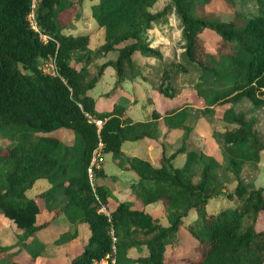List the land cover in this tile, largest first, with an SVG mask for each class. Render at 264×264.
<instances>
[{"label":"trees","instance_id":"obj_1","mask_svg":"<svg viewBox=\"0 0 264 264\" xmlns=\"http://www.w3.org/2000/svg\"><path fill=\"white\" fill-rule=\"evenodd\" d=\"M85 1L0 0V133L13 142L0 146V210L22 231L16 245L37 239L43 227L63 214L72 225L85 222L89 230L83 249L68 264H93L107 257V264H171V255L183 246L179 228L195 210L197 218L187 229L194 238L192 252L176 256L182 264H264V187L248 189L239 175L244 162L259 159L264 143L252 122L232 106L244 98L264 105V9L247 16L235 10V17L224 20L206 8L212 0H169L157 11L151 7L158 0H90V16L103 28L104 41L85 49L92 31H71ZM169 12L178 17L182 57L143 72L135 66L139 57L162 56L151 46L148 30ZM205 29L218 35L215 52L207 50L200 35ZM113 50L115 59L97 62ZM48 59L52 71L43 67ZM108 68L113 69L114 83L103 98L111 102L99 107L91 92ZM136 73L169 100L195 89L203 112L213 114L219 105L225 107L222 117L234 126L215 136L237 179L235 188L225 193L231 205L207 208L223 188L213 156L198 155L203 166L195 181L187 175L186 164L173 163V157L185 152L182 146L169 155L163 149L157 164L123 151L126 141L155 140L161 124L165 138L174 129L188 132L190 109L196 104V98L188 97L164 109L153 105L149 117L134 119L127 103L118 98ZM177 74L196 80L180 85ZM63 128L73 131L72 142L55 134ZM95 150L134 172L137 181L132 187L139 203L123 199L109 215L99 210L100 202L108 205L112 192L104 183L91 184L87 168ZM101 176L107 175L99 160L93 177ZM39 179L50 186L27 197L25 192ZM155 201H161L167 224L145 209ZM42 207L53 215L39 222L36 214ZM76 229L65 231L56 242L75 237ZM131 248L138 252L129 253ZM15 250L1 248L0 260L30 264L17 258L20 251ZM40 252H33L31 259Z\"/></svg>","mask_w":264,"mask_h":264},{"label":"rangeland","instance_id":"obj_2","mask_svg":"<svg viewBox=\"0 0 264 264\" xmlns=\"http://www.w3.org/2000/svg\"><path fill=\"white\" fill-rule=\"evenodd\" d=\"M169 0H158L152 7V11H157L164 7ZM206 8L211 11H216L221 19H229L235 17V10L242 13L243 16L260 11V8L264 9V0L260 4L258 0H233L227 2L226 0H212L206 5ZM90 0H86L83 5L82 17L75 22L74 29L72 32H77L81 29H94L96 26L95 21L90 20ZM78 22V23H77ZM78 24V25H77ZM77 25V26H76ZM205 39V46L210 52H215L216 42L218 35L211 29H205L200 34ZM147 36L150 39L151 46H156L160 49L162 56L160 58L154 57H139V63L135 66L141 68L143 72L148 71V66L151 68H161L165 63L168 64L173 60H180L182 57V51L184 49V43L181 40V30L178 26V17L175 12H169L163 15L160 19L152 23V27L148 30ZM104 41V31L102 28L97 31H92L90 40L85 49H93ZM117 51L113 50L107 53L106 56L99 58L97 62H102L108 59H115ZM52 59H48V62L43 64V67L47 71H52ZM135 78L129 79L124 83L123 88L120 90V95L126 103L132 116L135 119H144L150 116V110L154 106L164 109L169 103L174 100H183L184 98L190 97V99L196 98V104L190 109V130L186 132L183 129H174L169 132L167 137H164L165 128L161 124L156 130L155 140L141 139L137 141L124 142L122 149L124 152L130 154V156L144 157L151 161L153 164H157V157L163 151L167 155L174 152L179 147H184L185 152L179 153L173 157V163L175 166H182L186 164V173L191 176L195 181L199 178V171L203 166V162L200 161L198 156L200 153L205 156H213L218 162L216 172L219 180L223 184L222 193L217 197H213L207 204V208L211 210H218L222 206L231 205V200L226 196V192L232 191L237 183L236 176L232 173L229 168V158L227 153L223 150V145L217 140L215 133L223 132L227 128H232L234 124L227 122L223 119L224 106L219 105L213 114L203 112L202 98L196 96L195 89H189L183 92L177 99L169 100L165 96H162L152 90L150 84L140 77L136 73ZM196 80V76L189 77L188 75L177 74L176 81L180 85L187 86ZM114 77L113 69L108 68L106 73L102 76L100 82L94 87L93 94L97 98L99 107H108L110 99H104V94L113 87ZM192 88V87H191ZM149 98L154 100L149 101ZM113 98H117V95H113ZM231 104H228V106ZM234 109L238 112H242L245 118L252 122V130L259 141L264 143V105L255 106L252 102L244 98L239 102L232 104ZM56 135L62 137L64 141L72 142L74 139V133L72 130L63 128L62 130L55 132ZM36 136V135H35ZM34 137V136H33ZM13 142L6 139L0 133V146H8ZM225 144V143H224ZM96 162L99 160L105 164L109 175L106 177H98L93 179V184L104 183L109 186L113 191H117V194L124 200H128L130 203L140 202L136 200L134 188L132 184L136 183L137 176L134 172L126 170L129 175H123L118 177L113 174V171L109 168L110 165L115 166L116 162L110 154H101L97 151ZM191 154L188 156V154ZM188 161V164H187ZM114 168V167H113ZM106 174V173H105ZM242 181L248 186V189L264 187V147L260 151V157L258 160L246 161L242 164V168L239 172ZM134 176V177H132ZM121 178V180H120ZM48 183L46 179L37 180L33 187L28 189L25 194L27 197L37 196L39 193L47 189L44 185ZM50 185V183H49ZM48 185V186H49ZM109 195L108 205L106 210L109 212L111 207H114L117 203V199L113 196V191ZM59 197V196H58ZM129 197H132L130 199ZM60 198H58L59 200ZM137 206L140 207L139 204ZM43 208V207H42ZM145 209L149 211L154 217H157L162 224H167V218L161 201H155L145 206ZM50 212V213H49ZM41 214V215H40ZM45 215H53V211L42 209L41 212L36 214V221H42ZM43 215V216H42ZM42 216V217H41ZM39 218V219H38ZM51 218V217H50ZM63 218V217H62ZM65 218V217H64ZM197 218V212L191 210L187 216L184 217L182 226L179 228V234L181 242L183 244L179 251L174 252L169 262L171 264H182V260L176 259V256H183L192 252V243L194 238L188 232V226L190 223ZM67 219V218H66ZM65 221V226L76 227V236L70 239H63L60 242H56L61 235L69 232L65 227L58 229L57 231L51 230L58 228V221H53L49 226L43 227L36 235L37 239L33 238L31 242L25 243L23 247L17 244V241L22 235V231L16 227V223L0 210V249L14 247L16 257L19 259H27L30 264H68L71 257L79 253L87 242L89 231L87 225L83 221H78L74 225L71 222ZM52 233L57 235V238L52 241ZM74 239V240H73ZM59 243V245H56ZM62 243V244H61ZM23 248V249H21ZM21 249V250H20ZM41 251L35 258L31 259V254L35 251ZM131 254H136L138 250L131 248L128 250ZM108 258V257H107ZM104 258L102 261L94 260L93 264H107L108 259ZM97 261V263H96ZM0 264H11L7 259H1ZM120 264H139V263H127L122 262Z\"/></svg>","mask_w":264,"mask_h":264},{"label":"crops","instance_id":"obj_3","mask_svg":"<svg viewBox=\"0 0 264 264\" xmlns=\"http://www.w3.org/2000/svg\"><path fill=\"white\" fill-rule=\"evenodd\" d=\"M89 19L90 20H94L95 21V19L92 17V16H90L89 15ZM78 23V22H77ZM96 23V22H95ZM78 25V24H77ZM76 25V26H77ZM98 29H100V28H97V24H96V26H95V28L94 29H81V30H77V32L78 31H83V30H91V31H97ZM103 29V28H102ZM92 33V32H91ZM102 79V78H101ZM94 90V89H93ZM93 90H92V95L94 96V94H93ZM95 97V96H94ZM96 100H97V98H96ZM129 112H130V109H129ZM130 114L132 115V113L130 112ZM133 118H134V116H132ZM135 119V118H134ZM126 142H128V141H126ZM129 142H131L132 143V141H129ZM128 142V143H129ZM123 145V144H122ZM126 153V152H125ZM127 155H129L130 156V154H128V153H126ZM109 154H106V156H108ZM109 157H111V156H109ZM115 163V162H114ZM115 166H113V165H110V169L113 171V174L114 175H117L118 177H122L123 175H129V172L128 171H126V170H123L118 164H114ZM114 167V168H113ZM103 169H104V171H105V173H106V175H109V172H108V170L106 169V167H105V164H103ZM132 177H134V176H132ZM106 178H107V176H106ZM135 178V177H134ZM136 179V178H135ZM120 180H121V178H120ZM49 185V182L47 183V184H45L44 186L45 187H49L48 186ZM33 187V186H32ZM112 190V189H111ZM113 191V190H112ZM113 196H115L116 197V199L117 200H123V199H126L125 197L124 198H122V197H120V195L119 194H117V191H113ZM42 209H46V208H41V210ZM41 210H40V212H41ZM47 210V209H46ZM50 213V212H49ZM41 215V214H40ZM43 216V215H42ZM41 216V217H42ZM51 217V215H45L44 214V218L45 219H42V221H45V220H47V219H49ZM63 217V218H62ZM65 217V215H63V214H61V215H59V217L57 218V219H55L54 221H58V222H60V223H58V225H59V227L58 228H53V229H51V230H54V231H57L58 229H62V227H67L66 229L71 233V232H73L74 231V229H75V226L74 227H70L69 228V226H70V224L68 225V226H65V221H63L64 219H66V217ZM39 219V218H38ZM67 220V219H66ZM68 221V220H67ZM69 222V221H68ZM62 229L63 231L64 230H66V229ZM89 231V230H88ZM53 235L51 236V234H50V239L52 238V241H54L56 238H57V235H55V233H52ZM74 238V237H73ZM74 240V239H73ZM62 244V243H61ZM56 245H59V243H57ZM103 260V259H102ZM102 260H100V261H102Z\"/></svg>","mask_w":264,"mask_h":264},{"label":"built area","instance_id":"obj_4","mask_svg":"<svg viewBox=\"0 0 264 264\" xmlns=\"http://www.w3.org/2000/svg\"><path fill=\"white\" fill-rule=\"evenodd\" d=\"M33 16H34L33 11H31L30 14H29V18H30V20H31L32 22H34V20H33ZM34 26H35V25H34ZM43 37H45V35H43ZM96 123H97L98 125H100L101 120H96ZM97 153H98V152L95 150V151H94V154H93V157H92V159H91V162H90V164H89V166H88V168H87L88 176H89V179H90L92 185H93V179H92V176H93V167L97 165V162H96V155H97ZM106 209H107V208H106V205H105L104 203H101V202H100L99 210H100L101 212H104L105 214L109 215V212H108ZM112 261H114V258L112 259ZM96 263H97V261H96Z\"/></svg>","mask_w":264,"mask_h":264}]
</instances>
